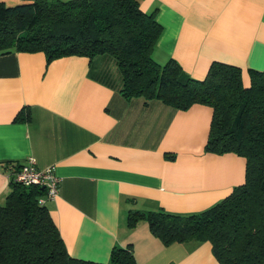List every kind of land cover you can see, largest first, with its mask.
Instances as JSON below:
<instances>
[{"label":"crops","instance_id":"1","mask_svg":"<svg viewBox=\"0 0 264 264\" xmlns=\"http://www.w3.org/2000/svg\"><path fill=\"white\" fill-rule=\"evenodd\" d=\"M15 6L21 0H0ZM162 32L153 59L176 60L196 79L213 62L264 69V0H140ZM114 60L43 53L0 56V204L11 165L28 157L54 166L58 194L45 204L74 258L106 263L130 245L137 264H220L211 244L163 245L130 209L192 214L225 198L245 178L234 153L204 151L211 108L176 110L159 100L125 98ZM172 155L173 158H170Z\"/></svg>","mask_w":264,"mask_h":264},{"label":"trees","instance_id":"2","mask_svg":"<svg viewBox=\"0 0 264 264\" xmlns=\"http://www.w3.org/2000/svg\"><path fill=\"white\" fill-rule=\"evenodd\" d=\"M162 32L154 13L140 0H21L0 3V56L43 53L46 63L69 56L111 57L125 98L159 100L176 110L211 108L204 151L234 153L246 161L241 185L210 208L192 214L130 209L128 227L146 221L163 245L211 244L220 264H264V69H241L213 62L196 79L169 59L159 64L152 52ZM173 158L172 155H169ZM0 204V264H137L132 247L115 246L106 263L71 257L49 208L39 199L45 190L10 178Z\"/></svg>","mask_w":264,"mask_h":264},{"label":"built area","instance_id":"3","mask_svg":"<svg viewBox=\"0 0 264 264\" xmlns=\"http://www.w3.org/2000/svg\"><path fill=\"white\" fill-rule=\"evenodd\" d=\"M10 169V178L16 183L44 187L45 194L39 199L40 203H46L58 194L61 179L55 174L53 165L40 168L35 158L28 157L23 163L11 165Z\"/></svg>","mask_w":264,"mask_h":264},{"label":"water","instance_id":"4","mask_svg":"<svg viewBox=\"0 0 264 264\" xmlns=\"http://www.w3.org/2000/svg\"><path fill=\"white\" fill-rule=\"evenodd\" d=\"M40 189H42V190H43V189H44V187H43V186H40Z\"/></svg>","mask_w":264,"mask_h":264}]
</instances>
